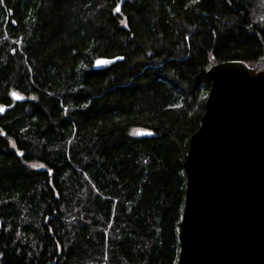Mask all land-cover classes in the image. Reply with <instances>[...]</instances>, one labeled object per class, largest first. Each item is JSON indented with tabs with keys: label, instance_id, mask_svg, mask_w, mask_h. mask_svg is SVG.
I'll use <instances>...</instances> for the list:
<instances>
[{
	"label": "trees",
	"instance_id": "trees-1",
	"mask_svg": "<svg viewBox=\"0 0 264 264\" xmlns=\"http://www.w3.org/2000/svg\"><path fill=\"white\" fill-rule=\"evenodd\" d=\"M119 3L0 0V264H176L206 71L264 70V0Z\"/></svg>",
	"mask_w": 264,
	"mask_h": 264
},
{
	"label": "water",
	"instance_id": "water-1",
	"mask_svg": "<svg viewBox=\"0 0 264 264\" xmlns=\"http://www.w3.org/2000/svg\"><path fill=\"white\" fill-rule=\"evenodd\" d=\"M206 78L183 161L176 264H264V70L228 61Z\"/></svg>",
	"mask_w": 264,
	"mask_h": 264
},
{
	"label": "snow or ice",
	"instance_id": "snow-or-ice-1",
	"mask_svg": "<svg viewBox=\"0 0 264 264\" xmlns=\"http://www.w3.org/2000/svg\"><path fill=\"white\" fill-rule=\"evenodd\" d=\"M123 2H124V0H120V3L117 4V6L115 7L114 11H115L116 13H120V12H121V5L123 4ZM196 2H199V0H193V3H196ZM123 23H124L125 27H127L126 18H125V20L123 21ZM120 59H122V57H121ZM111 62H112V61L107 60V59H98V60L96 61V64H97V66H100V65H106V64H109V63H111ZM11 95H12L15 99H17V100L21 99V97L19 96V94L16 93V92H12ZM4 111H5V108H4L3 106H0V113H2V112H4ZM149 134H150V133H149ZM12 147L15 148V147H16L15 144H13ZM20 155H23V153H20ZM40 167H43V165H40Z\"/></svg>",
	"mask_w": 264,
	"mask_h": 264
},
{
	"label": "rangeland",
	"instance_id": "rangeland-1",
	"mask_svg": "<svg viewBox=\"0 0 264 264\" xmlns=\"http://www.w3.org/2000/svg\"><path fill=\"white\" fill-rule=\"evenodd\" d=\"M147 132L144 130V129H142V128H134V129H132L131 131H130V135L131 136H135V137H137V136H139V135H143V134H146Z\"/></svg>",
	"mask_w": 264,
	"mask_h": 264
}]
</instances>
